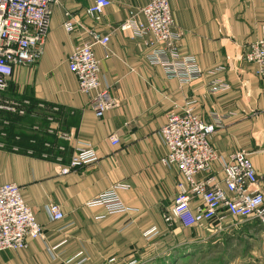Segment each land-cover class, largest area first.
<instances>
[{"label": "crops", "instance_id": "crops-1", "mask_svg": "<svg viewBox=\"0 0 264 264\" xmlns=\"http://www.w3.org/2000/svg\"><path fill=\"white\" fill-rule=\"evenodd\" d=\"M92 1L57 0L51 5L39 58L16 66L4 92L58 105L55 127L67 138L45 136L53 144L48 158L0 149V184L17 183L43 225L42 237L27 238L23 248L0 251V264H108L110 259L125 264L140 258L150 264L174 242L183 248L198 232H206L177 222L168 226L162 218L178 185L188 184L175 166L160 162L167 148L158 130L170 111L182 113L191 100L203 122L216 123L210 142L218 154L228 157L238 149L249 153L264 193V75L243 59L245 44L264 36V0H168L175 29L181 32L178 50L193 56L201 72L190 82L168 77L162 66L148 61L149 36L118 27L126 18L143 20L141 8L149 0H110L98 22L87 13ZM65 12L77 22L71 31L63 26ZM90 31L109 36L106 44L93 47L100 83L116 101L100 117L67 67L68 55L90 39ZM213 83L228 88L212 93L208 88ZM34 123L44 128V116L18 118L15 130L30 133ZM112 134L118 138L115 145L109 140ZM60 144L64 150L56 148ZM85 146L94 149L96 161L66 174L57 171ZM213 169H220L217 162ZM214 174L221 177L219 171ZM115 182L125 184L118 194L127 212L108 214L101 206L85 205ZM52 201L62 210L61 219L48 217L45 207ZM199 202L194 198L191 205ZM258 229L264 232V227ZM254 260L264 262L262 257Z\"/></svg>", "mask_w": 264, "mask_h": 264}, {"label": "built area", "instance_id": "built-area-1", "mask_svg": "<svg viewBox=\"0 0 264 264\" xmlns=\"http://www.w3.org/2000/svg\"><path fill=\"white\" fill-rule=\"evenodd\" d=\"M57 0H0V149L23 152L26 155H38L42 158L51 156L53 144L45 136L54 135L65 139V132L56 130V117L60 107L47 104L29 97L13 98L4 96L13 69L20 65L35 63L41 54L42 45L49 29L51 5ZM110 0H93L87 7V13L98 22ZM144 19L126 18L118 27L131 30L139 37L149 36L147 43L151 50L147 59L151 64L163 67L168 77H177L185 82L201 76L195 58L182 55L177 43L181 32L175 29L168 0H149L141 8ZM76 20L65 12L63 26L67 31L74 28ZM77 23V22H76ZM90 39L74 46L67 57V67L77 79L79 90L90 96L89 107L100 117L116 101L111 97L109 88L102 86L99 79V62L93 47L106 44L108 35L90 31ZM243 59L256 66V73L264 75V36L244 46ZM228 88L227 84L213 83L208 90L218 93ZM188 101L182 113L170 111L166 122L158 130L167 153L160 162L166 166H175L185 177L188 186L178 185V193L173 204L162 212L166 225L175 222L184 226L213 225V230L233 224V220H256L264 223V193L249 153L244 149L234 150L228 157L217 153L210 142L216 123H205L193 111ZM44 116L46 125L38 123L31 126L33 134L44 136L42 149L37 151L36 138H30L31 146L21 144L20 134H15L10 143L8 127L12 116ZM112 145L118 138L109 136ZM64 150L60 144L56 146ZM97 155L90 146L79 147L70 156L67 164L57 166L61 174L71 169L88 165L96 161ZM57 162L61 156L55 155ZM217 162L221 173L216 178L213 163ZM199 174H205L197 177ZM122 182H115L85 202L88 207L101 206L106 213H122L129 210L118 194L124 187ZM197 198L199 203L191 205ZM47 215L52 220L63 217V212L56 202H49ZM43 235V225L37 221L32 208L24 201L21 188L15 182L0 184V251L20 249L26 245L27 238ZM133 262V261H132ZM108 264H117L110 259Z\"/></svg>", "mask_w": 264, "mask_h": 264}, {"label": "rangeland", "instance_id": "rangeland-1", "mask_svg": "<svg viewBox=\"0 0 264 264\" xmlns=\"http://www.w3.org/2000/svg\"><path fill=\"white\" fill-rule=\"evenodd\" d=\"M200 227L206 232H198L199 237L192 244L185 241L190 245L181 248L175 247L177 242H174L170 251L160 254L150 264H264L261 259L254 260L264 258V232L258 229L264 225L260 222L235 219L233 224L216 230H213L214 224ZM253 242L256 243L250 245ZM126 263L149 264L144 258Z\"/></svg>", "mask_w": 264, "mask_h": 264}, {"label": "trees", "instance_id": "trees-1", "mask_svg": "<svg viewBox=\"0 0 264 264\" xmlns=\"http://www.w3.org/2000/svg\"><path fill=\"white\" fill-rule=\"evenodd\" d=\"M26 116H28V115H26ZM18 118H21V117H18V116H12L11 117V124L8 127V140H9V142L10 143L12 142L13 136L17 133L20 134V136H21V144L23 146H31V144L29 143V139L30 138H36L37 144L34 145V147L37 151H40L42 149V141L45 139L44 136H39L38 134H33L31 131V128H30V133H27V134H25L23 132L16 131L14 125H15L16 121L18 120Z\"/></svg>", "mask_w": 264, "mask_h": 264}]
</instances>
